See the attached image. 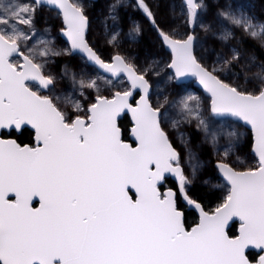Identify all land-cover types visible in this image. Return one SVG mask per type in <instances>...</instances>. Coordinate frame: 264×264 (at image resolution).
<instances>
[{
  "label": "snow or ice",
  "instance_id": "obj_1",
  "mask_svg": "<svg viewBox=\"0 0 264 264\" xmlns=\"http://www.w3.org/2000/svg\"><path fill=\"white\" fill-rule=\"evenodd\" d=\"M89 8L0 0V264H264V13L244 0H174L173 24L152 0H110L105 52L89 39ZM129 8L168 62L128 51L145 27ZM46 13L62 18L55 33ZM61 57L80 64L53 71ZM189 75L205 100L152 79ZM128 113L134 143L119 123ZM233 121L251 126L255 164L237 166ZM28 128L27 142L17 137ZM203 148L227 184L211 209L210 192H193L209 183Z\"/></svg>",
  "mask_w": 264,
  "mask_h": 264
},
{
  "label": "rangeland",
  "instance_id": "obj_2",
  "mask_svg": "<svg viewBox=\"0 0 264 264\" xmlns=\"http://www.w3.org/2000/svg\"><path fill=\"white\" fill-rule=\"evenodd\" d=\"M98 1V2H97ZM87 0V2L90 5L89 11L91 13V16L93 18L92 21V30L89 35V39L93 43H98L101 47L102 51L107 52L108 49L104 45V39H103V27L100 23L102 20V13L105 10L106 5L110 2V0ZM154 4H159V8L156 9L158 14L165 18L169 23L175 24V18L172 16V10L171 5L173 4L174 0H152ZM178 2V0H177ZM244 2L252 7V10L257 14H262V8L260 6V3L258 0H244ZM128 15H130L133 19H136L137 21L144 23V33L140 40L136 44H126L128 51L135 55L138 58V61L143 64L145 60H150L151 58L155 57L157 59H161L163 61L168 62L170 60L171 54L165 49H161L160 44L157 41L156 35L153 31H151L147 25L146 20H144L140 13L134 11L133 9L129 8L126 10ZM62 18H56L55 13H52L51 16H49L47 13L45 14V20L48 22V26L53 29V32L58 29V27L61 24ZM43 26V25H42ZM146 34H148L149 38L146 40ZM63 39V38H61ZM59 44L60 42L57 41ZM64 46V45H61ZM68 61L73 66H78L80 64L79 58L73 59L72 57H61L58 58L57 63L52 65L53 71H59L62 67L63 62ZM163 76V74H162ZM154 82H159L162 87L165 88L168 92L173 91H180L181 94L186 93H192L195 95L200 96L201 100H205L208 96L205 95L204 91L202 89H199L195 86V81L189 82V83H182L179 84L177 81L172 83H165V81L162 79V77H152ZM179 84L180 88H174V85ZM65 88V82L61 81L58 84V91L63 90ZM236 128L239 130L240 133V149L238 151V155L240 157V161L238 163V167L242 166H248L251 164H255L256 158L252 153V149L249 150L247 147L250 139H253V135L250 130H248L242 123L233 121ZM129 130V129H128ZM123 130V136L124 138V132ZM190 131V130H188ZM130 135V131L128 132V137ZM129 142L130 140L127 139ZM199 143V138L198 142ZM193 144L195 145V142L193 141ZM208 150L207 148H203L199 150V154L201 156L202 162L204 163V167L201 170L200 177L201 180H207L209 183L207 185L202 184L200 181L197 182V184H200L206 188H208L210 191L217 192L219 194V197L222 199L224 195L227 194V184L225 180L221 177V175L216 171L214 167V155L205 156L204 151ZM212 171H214L212 173ZM165 187H171V185L167 184Z\"/></svg>",
  "mask_w": 264,
  "mask_h": 264
},
{
  "label": "trees",
  "instance_id": "obj_3",
  "mask_svg": "<svg viewBox=\"0 0 264 264\" xmlns=\"http://www.w3.org/2000/svg\"><path fill=\"white\" fill-rule=\"evenodd\" d=\"M97 2H98V1H97ZM258 2L260 3V6H261V8H262V9H261L262 12H264V0H258ZM148 36H149V35L146 34V40H148V38H149ZM120 124H121V128H122L123 130H125V131H124V132H125L124 135H125V137H126L125 139H126V140L129 139V137H128V132H129V130H128V129H129V127L131 126L129 119L125 118L123 121H121ZM3 135H5V134H3ZM16 135H17V134H16ZM30 136H31V131H29V130H25L24 133H23V136H22V137H20L19 135H17L18 138L24 139L26 142L28 141V139L30 138ZM193 141H194L195 144H196V143L198 142V138H194ZM247 147L249 148V150H251V148H253V139H252V138L250 139V141H249ZM204 155H205V156H209V155H210L209 151H208V150H205V151H204ZM213 172H214V171H212V173H213ZM168 184L171 185V186H173L174 182H173L172 180L169 179ZM193 192H194V194H200V195H203V194H205V193H209V192L211 193V194L208 195V196L206 197V199H205L206 206H207L209 209L214 208L215 205H216L217 203H219L220 200H221V198L219 197V194H218L217 192L210 191L208 188H206V187H204V186H202V185H200V184H196V185H195V187H194V189H193ZM193 222H198V217H197V215H196L195 213L192 214V215H190V216H189V219H188V223H189V225H191ZM238 226H239L238 223H234V224L231 226V228L229 229L230 233H236V232L238 231ZM249 256H250V258H251V257H257L258 254L255 253V252H250V253H249Z\"/></svg>",
  "mask_w": 264,
  "mask_h": 264
},
{
  "label": "water",
  "instance_id": "obj_4",
  "mask_svg": "<svg viewBox=\"0 0 264 264\" xmlns=\"http://www.w3.org/2000/svg\"><path fill=\"white\" fill-rule=\"evenodd\" d=\"M93 1H97V0H93ZM63 38V37H62ZM63 39H66V38H63ZM166 50L172 55V53H171V50L170 49H167L166 48ZM192 81H195V86L197 87V88H199V89H202L203 91H204V93H205V95L206 96H208L209 94L207 93V91L203 88V86L199 83V80H198V78H196L195 76H192V75H189L188 77H186V78H184L182 81H177L179 84H182V83H189V82H192ZM126 116H128V119L130 120V124H131V127H132V125H133V122H132V118H131V114L130 113H128V114H122L121 115V118H120V120H119V123L126 117ZM237 122V121H236ZM240 123H242L248 130H250L251 131V133H252V135H253V145H254V133L252 132V130H251V126L250 125H246V124H244V122H242V121H239ZM131 127H130V129H131ZM30 131H31V129L30 128H28ZM5 132V130H0V135H3V133ZM129 140H130V142H135V138L131 135V132H130V135H129ZM252 153H253V155L255 156V153H254V151H253V149H252ZM222 177V176H221ZM223 178V177H222ZM224 179V178H223ZM170 180H172L173 182H174V178H170ZM226 182V181H225ZM196 215H197V217H198V213H195ZM234 223H238V221H234V222H230V224H229V229L231 228V226L234 224ZM239 224V223H238ZM238 228H239V226H238ZM250 252H255V253H257L258 255L260 254V252H259V250L258 249H253V248H250L249 250H248V254L250 253Z\"/></svg>",
  "mask_w": 264,
  "mask_h": 264
},
{
  "label": "flooded vegetation",
  "instance_id": "obj_5",
  "mask_svg": "<svg viewBox=\"0 0 264 264\" xmlns=\"http://www.w3.org/2000/svg\"><path fill=\"white\" fill-rule=\"evenodd\" d=\"M125 118L128 119V116H126ZM125 118H124V119H125ZM124 119H123V120H124ZM123 120H122V121H123ZM129 121H130V120H129ZM120 123H121V122H120ZM120 126H121V124H120ZM130 127H131V126H130ZM130 127H129V131H130ZM121 129H122V128H121ZM27 130H29V129H27ZM29 131H30V130H29ZM122 132H123V129H122ZM3 134H6V133L4 132ZM17 135H19V134L17 133Z\"/></svg>",
  "mask_w": 264,
  "mask_h": 264
}]
</instances>
